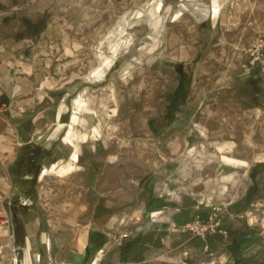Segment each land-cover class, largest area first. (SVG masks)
Here are the masks:
<instances>
[{"label": "rangeland", "instance_id": "1", "mask_svg": "<svg viewBox=\"0 0 264 264\" xmlns=\"http://www.w3.org/2000/svg\"><path fill=\"white\" fill-rule=\"evenodd\" d=\"M33 7L45 9L47 31L32 41L31 26H20L19 52L3 61L20 92L81 94L89 108L81 112L96 113L97 124L88 131L78 114L79 134L114 140L118 162L141 175L179 167L186 206L221 208L223 264H264V71L244 53L264 41V0H4L0 13ZM17 205L0 201V264H22L9 243ZM124 230L149 248L160 233L164 253L198 237L177 227ZM180 261L170 253L164 264Z\"/></svg>", "mask_w": 264, "mask_h": 264}, {"label": "crops", "instance_id": "2", "mask_svg": "<svg viewBox=\"0 0 264 264\" xmlns=\"http://www.w3.org/2000/svg\"><path fill=\"white\" fill-rule=\"evenodd\" d=\"M34 9L0 13V201L3 208L17 202L21 210L8 229L12 256L22 264H164L170 253L181 260L189 249L191 264H207L211 255L223 264L221 233L194 237L193 242H181L165 253L160 233L150 248L136 236H129L121 246L114 244L113 237L125 232L124 227L133 234L180 227L198 214L208 218L211 207L186 206L180 196L190 187L181 183L186 176L180 175L179 167L162 163L141 175V170L118 162L114 140L101 135L77 140L81 147L77 168L63 175L44 174L45 169L68 162L75 150L66 136L76 104L67 91H48L39 97L33 90L20 92V83L5 71L4 59L19 52L20 26L24 30L31 26L32 41L48 29L45 9L35 13ZM79 116L88 131L96 126V113ZM76 127L85 131L82 124ZM150 137L146 142L155 141L158 148L161 141ZM147 165L141 163V168ZM5 217L11 220L7 211Z\"/></svg>", "mask_w": 264, "mask_h": 264}, {"label": "built area", "instance_id": "3", "mask_svg": "<svg viewBox=\"0 0 264 264\" xmlns=\"http://www.w3.org/2000/svg\"><path fill=\"white\" fill-rule=\"evenodd\" d=\"M245 55H249L250 60L249 63L254 66H261L264 71V41L259 40L252 47L246 49L244 51ZM3 174L0 173V176ZM219 206H212L210 214L207 219L202 218L200 214H198L192 221L187 222L177 227V230L182 231H190L194 236H199L203 239L207 237L209 234L213 233H221L224 237H227V229H223L221 226V218H220V210ZM154 217V215H152ZM9 224L8 218H3L1 220V225L6 226ZM130 234L128 232L120 233L119 235L114 236V242L116 245L121 246L124 241L129 238ZM205 249L209 251V246L206 244ZM191 257V252L189 249L183 251L182 258L180 264H191L189 262V258ZM213 264V263H209Z\"/></svg>", "mask_w": 264, "mask_h": 264}, {"label": "bare ground", "instance_id": "4", "mask_svg": "<svg viewBox=\"0 0 264 264\" xmlns=\"http://www.w3.org/2000/svg\"><path fill=\"white\" fill-rule=\"evenodd\" d=\"M214 12H215V16H216V14L219 12L218 8H215ZM106 66L107 67L110 66V61H107ZM105 72H106V69L103 68L100 70V72H98V74L101 75L102 77H104ZM74 103L76 104V109H75L76 115L74 116L72 122L69 125L70 130L68 131L67 139L73 142L75 150H74V152H73V154H72V156L68 162H66L62 165L60 164V166L54 165L53 167H51L49 169H45L44 174H46L50 171H54L60 175H63L64 173H67V172L77 168L76 163L78 161V158H79V155L81 152V147L77 143V140L78 139H80L81 141H88L89 140V134L88 133L79 134L76 130V124L79 120V117L77 116V114H79L82 110H88L89 109L87 107V103L83 99V96L81 94L74 99ZM95 134L97 136L100 135V129L98 127L95 129ZM225 161L228 165L236 164V162L233 159L228 158V157L225 158Z\"/></svg>", "mask_w": 264, "mask_h": 264}]
</instances>
